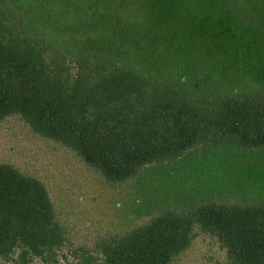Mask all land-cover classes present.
Segmentation results:
<instances>
[{
    "label": "trees",
    "instance_id": "obj_1",
    "mask_svg": "<svg viewBox=\"0 0 264 264\" xmlns=\"http://www.w3.org/2000/svg\"><path fill=\"white\" fill-rule=\"evenodd\" d=\"M219 3L231 19L221 29L242 13L240 26L264 33V0ZM159 7L146 0H0V121L20 116L114 184L200 146L263 148L264 81L247 95L227 91L225 82L195 91L194 80L241 70L244 56L218 52L209 16ZM162 66L190 81L160 79ZM195 228L217 238L230 264H264V204L221 199L165 210L98 241L83 264H172ZM64 236L45 185L0 163V259L53 264Z\"/></svg>",
    "mask_w": 264,
    "mask_h": 264
},
{
    "label": "rangeland",
    "instance_id": "obj_2",
    "mask_svg": "<svg viewBox=\"0 0 264 264\" xmlns=\"http://www.w3.org/2000/svg\"><path fill=\"white\" fill-rule=\"evenodd\" d=\"M173 1L146 0L182 15L191 7L199 17L209 16L214 21L211 28L217 29L212 41L218 52L244 56L238 73L227 68L205 81L194 80L195 91L225 82L227 91L247 95L264 81V33L240 26L242 13L221 29L223 21L231 19L219 0ZM162 68V80L176 84L190 81L186 70L183 74ZM0 163L45 185L65 235L53 264H83L84 251L92 253L96 242L142 225L165 210L185 212L213 199L264 204V147L252 151L227 145L200 146L177 161L148 165L134 179L114 184L73 151L38 136L20 116L13 115L0 121ZM0 264L22 263L13 256L0 259ZM25 264L44 263L33 259ZM172 264L230 263L217 238L195 228L190 245L173 258Z\"/></svg>",
    "mask_w": 264,
    "mask_h": 264
}]
</instances>
